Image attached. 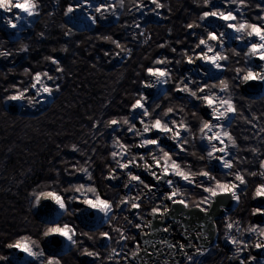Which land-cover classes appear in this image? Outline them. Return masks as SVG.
Masks as SVG:
<instances>
[{"label":"trees","instance_id":"obj_1","mask_svg":"<svg viewBox=\"0 0 264 264\" xmlns=\"http://www.w3.org/2000/svg\"><path fill=\"white\" fill-rule=\"evenodd\" d=\"M53 1L39 0V15L20 31L19 37L8 41L0 32V51L11 53L0 57V257H5L6 246L20 237L28 236L39 243L45 224L35 218L31 204L34 195L40 191L55 190L70 197L76 194L72 185L90 182L102 196L114 201L120 199L122 194L119 189L108 186L104 179L110 170L109 153L113 150V137L131 145L132 153H135L133 144L138 139L127 132V125L107 127L106 121L128 115L130 104L141 92L144 68L154 66L153 61L157 58H167L170 63L166 66L179 78L186 74L198 79L193 73H182L178 69L180 63L176 61L182 62L184 51L192 54L191 49L197 40L205 35V27L216 28L213 23L207 26L201 24L191 32L186 27L188 23H198L199 14L204 10L203 0H160L163 4L160 9H155L149 0H143L144 7L140 10L135 7L140 0H123V7L116 9L118 21L115 25L96 24L80 30L71 29L63 20L66 0H56L55 4ZM212 2L219 8L224 7L223 0ZM257 3L264 5L262 0H248V7L244 9L245 18L251 22H259L256 21L260 14ZM69 30L71 34L65 35ZM104 36L118 41L126 51L121 52L111 40H104ZM161 44L164 47H160ZM22 46H26L27 51H19ZM172 48L177 51L173 52ZM231 48L228 44L225 48V54L230 59L224 78L230 81V91L238 112L228 129L237 147L229 151L230 156L236 157L233 170H241L247 180L246 185L240 186L241 199L232 215L241 217L235 219L242 229L248 222L249 196L256 183V175L249 173H257L259 161L264 159V97L251 100L242 96L239 80L232 78L237 75L236 67H245V58L242 53L232 56ZM235 48L239 51L242 47ZM127 50H131L130 54ZM105 52L109 54L105 55ZM48 56L60 62L62 72H55L56 66L45 59ZM25 68L30 72L26 74ZM35 71H49L57 77L55 83L60 90L51 96L38 98L41 102L34 106H29L26 101L20 102L22 108L19 114H10L5 107L10 101H5L4 97L14 90L13 85L27 86L31 73ZM173 88L174 84H167L165 89L169 90V95H162L154 102L148 101L149 107L160 104L156 112L163 118V108L174 106L175 118L183 117L196 135L202 118L197 102L184 94L177 96L171 91ZM181 106L183 112L179 111ZM193 112L197 113L195 120ZM93 123L97 124L96 128L92 127ZM184 135L189 141H194L189 134ZM252 148L257 149L256 153L251 151ZM188 151L176 152L177 161L186 162L193 171L207 166L204 159L199 158L202 156L200 148H188ZM73 165L87 167L92 173V180L87 181ZM223 171L213 173L219 176ZM187 191L190 200L198 198L199 189L188 188ZM141 203L144 207L140 210L147 211L158 201L142 198ZM69 207L71 210L72 201ZM124 211L119 213L124 216ZM140 214L145 215L143 212ZM72 216L71 212L65 213L60 221L76 228V239L80 245L91 242L87 247L94 246L92 249L99 253L94 264H108V247H99L90 238L84 239L82 233L88 232L81 230ZM123 216L120 215L119 221L125 224L127 220ZM112 224L120 223L113 220ZM124 224L120 228L127 237L123 242V254L128 256L136 248L134 235L137 230ZM216 225L218 242L205 254L202 264H220V257L223 256L221 242L224 225L222 221ZM104 229L114 234L111 245L116 244V239L120 238L118 232L113 231L109 224L101 231ZM89 235L92 236V233ZM79 249L81 247L59 257L61 264H82L78 260ZM0 264L10 263L0 259ZM252 264L264 263L255 259Z\"/></svg>","mask_w":264,"mask_h":264},{"label":"snow or ice","instance_id":"obj_2","mask_svg":"<svg viewBox=\"0 0 264 264\" xmlns=\"http://www.w3.org/2000/svg\"><path fill=\"white\" fill-rule=\"evenodd\" d=\"M150 3L155 5V9H160L163 4L160 0H149ZM224 7H217L212 0H203V9L199 14V21L205 22L209 18H215L221 21L223 29L215 28L210 29L205 27L204 36H200L198 43L191 49V55L184 51L183 62L189 65H195L197 62L210 66L217 72L223 73L228 70V61L230 57L225 54V38L228 36V30L234 35L230 38L237 43L242 44L243 47L238 51L235 47L231 48L232 56H239L241 53L245 57V67L242 69L236 67L234 70L236 76L233 80H239L244 84L257 81L264 83V5L257 3L256 8L260 14L256 17V21L251 22L245 18L244 9L248 7V0H223ZM234 6L229 7V6ZM123 7V0H115V3L101 2L92 5L90 0H78L77 3H69L65 8L64 14H74L77 10L83 11L85 8H91L95 15L89 14L88 19L92 24H96L99 19L104 18L107 14L116 15V9ZM137 10L144 7L143 0L135 4ZM154 9V10H155ZM17 12L13 18H5L6 26L10 29L18 27L16 20H20L22 16L29 18L39 15V0H0V12L12 14ZM237 13L239 15H237ZM198 23H188V29L201 27ZM137 27H139L137 25ZM71 30L65 33L70 35ZM196 35V33H192ZM104 40H111L117 49L121 52L126 51L122 45L112 40L109 36H104ZM160 47H164L163 44ZM19 51H27L26 46H22ZM130 54L131 50H127ZM173 52L177 50L172 48ZM109 53L105 52V55ZM11 53L7 50L0 51V57H7ZM119 55V53H116ZM55 65V72L60 73L63 68L60 62L53 56L45 58ZM249 60H255L259 63L253 67L249 66ZM170 61L167 58H157L153 61L154 66H146L144 71L146 78L141 80V85L144 88H154L157 84L167 85L172 81V73L166 66ZM176 63H181L177 60ZM27 74L30 72L28 68L24 69ZM205 78L207 81L204 82ZM55 77L49 71H35L30 75V83L27 86L13 85V91L4 97L5 101L24 102L26 101L29 106H34L41 102L40 97L51 96L55 91L60 90V86L55 83ZM47 81V82H46ZM154 81V82H153ZM230 81L225 78H213L209 73L201 72V79H196L192 76H181L175 81L174 88L171 91L184 94L186 97L193 100L202 102L203 106L208 110V119L201 118L199 121L198 131L200 133L199 139L207 143L205 154L200 156V159L207 157L208 161H217L219 166L224 170L219 176L214 174L207 166L193 171L187 163L177 161L175 159L176 153L167 150L161 146L160 136H167L173 141L175 148L179 153H186L189 144V134L193 140L197 139L195 131L192 126L183 118L176 119V111L174 106H167L163 108V118L156 112V109L161 107L160 104H155V107H149L148 97L143 92L138 93L137 98L129 106L128 115L122 116L119 119L112 118L106 121L107 127H121L127 125V132L131 133L139 140L135 143V147L144 149L143 153H132V146L123 142L119 137H113L112 149L109 153L114 161L106 179H117V170L119 173L127 177V181L123 187L130 190L136 185H142L147 189L148 193H152L155 185L145 183L138 174L130 170L131 167L143 168L149 173L157 184L163 183L167 185V191L163 194V199L155 203L151 208V215L156 218H163L171 211L170 205H179L184 209L194 208L205 215H210V209L217 205L219 198L229 197L232 201L239 203L240 186L246 185L247 180L244 173L239 170H233L235 167L236 157L230 156V148L237 147L236 141L230 131L233 119L235 118L238 108L233 99L230 91ZM31 93H34L32 95ZM161 95L168 96L169 90L165 89ZM180 112L184 111L181 106ZM193 116L197 113L193 112ZM139 117L140 128L134 122L135 117ZM131 117V118H130ZM93 128L97 127L93 123ZM264 131V129H262ZM159 133L160 135H149L151 133ZM76 146L73 145V150ZM251 151L256 153L257 149L252 148ZM193 156L196 153H192ZM87 163V162H85ZM73 168L84 175L87 181L92 180V173L87 167ZM260 175L264 177V159L259 161ZM249 175H256L255 172H250ZM201 179H197V178ZM180 181L184 184L192 185L195 189H199L198 198L190 200L187 198L185 190L181 187ZM74 194L70 197H65L55 190L40 191L34 195L33 206L38 207L41 200H49L55 205V218L50 219L45 225L44 237H60L71 245L77 244L76 228L68 223L61 222L60 217L65 213L70 212L69 202L76 201L84 205L86 210L100 213L103 216L104 223L109 224L116 219V210L120 208H128L139 210L142 206L141 199L143 193H138L135 196H130L127 193L122 195L118 201L110 200L106 196H102L97 187L92 183H79L71 186ZM254 198L264 199V183H257L253 192ZM168 203H164L163 201ZM79 211V209H77ZM252 215H264V208L257 207L252 209ZM139 219V216H138ZM132 223V221H129ZM146 227H151L149 221ZM137 229H141L142 225L136 223L134 225ZM224 227V238L235 249V256L239 257L241 252L249 247V244L239 239L237 236L232 235L233 228L237 232H241V226L238 221H233L226 218ZM169 229L164 228L163 231L167 232ZM120 235V240H126L127 237L121 229L114 228ZM244 232L252 235L254 234L257 239L254 242L256 249H264V226L250 224L247 228L243 229ZM85 236H92L89 233H82ZM99 236L105 240H111V233L109 231H100ZM10 249H16L18 252L23 253L29 258L28 264H61V261L56 255H47L37 241L31 237L24 236L18 238L15 242L7 245ZM173 247V245H169ZM181 252L184 251L185 245H179ZM204 249L197 248V254L203 255ZM84 254L90 257L99 258V253L91 251L87 248L84 249ZM118 255L115 249H112V256ZM132 258L139 256V247L131 253ZM0 259H6L0 257ZM188 261H193L192 255H187ZM249 261H254L255 257L249 256ZM239 264H245L243 259Z\"/></svg>","mask_w":264,"mask_h":264},{"label":"rangeland","instance_id":"obj_3","mask_svg":"<svg viewBox=\"0 0 264 264\" xmlns=\"http://www.w3.org/2000/svg\"><path fill=\"white\" fill-rule=\"evenodd\" d=\"M262 1H264V0H262ZM77 2H78V0H66V6H65V8L67 7V5L69 3L75 4ZM101 2L114 3L113 0H111V1L110 0H90V3L92 5H96V4L101 3ZM52 3L55 4L56 3V0H54ZM64 12H65V9H64ZM89 13L92 14V15H95L94 11L91 8H85L83 11L77 10L74 14H70V15H67V16L65 14H63V20L66 21V23L68 25H74L75 27H90L93 24L88 19ZM22 18H24V19L21 22V24L16 28V30H13V32H12L13 33L11 35L12 38L19 37L20 31L25 28L24 26L29 25L31 23V20H32L33 17L29 18L27 16H24V17L22 16ZM99 21L104 22V23H111L113 21H116L117 22L118 21V15H117V13H116V15L107 14L104 18L99 19ZM209 21H212V23H213L214 22V18H209L205 22L199 21V18H198V23L199 24H204L205 26H207L209 24L208 23ZM215 22H217V24L216 23H213V26L214 27L223 29V24H222L221 21H215ZM188 31L191 32V31H193V29H188ZM233 35L234 34L230 30H228V36L225 38V46L226 47H227L226 41H228L229 43H231L234 46L242 45V44H239L235 40H233V39L230 38ZM197 43H198V40H197ZM189 55H191V54H189ZM178 69L182 73L189 72V73H193L195 75H198L197 76L198 79H201V72L209 73L213 78H216L220 74V72L215 71L210 66L203 65V64H201L199 62H197V64H195V65H189L186 62H183V59H182V62L179 64ZM171 73H172V81L170 82V84L171 85L172 84L175 85V81L177 79H179V75L178 74H175L173 72H171ZM185 75L186 74H183L182 76H185ZM221 78H224V74H223V76ZM165 87H166V85H160L157 88V93H155V94L157 95L158 93H161L163 91V88H165ZM142 92L145 94V91H142ZM43 97H45V96H43ZM195 102H197V106L200 109V115H201V117L202 118H205L202 115V111H203V109H205V107L203 106L202 102L197 101V100H195ZM193 118L195 120V117L194 116H193ZM205 119H207V118H205ZM140 127L138 126V128H140ZM149 135H160V134L153 132V133H151ZM199 135H200V133L198 131L196 133L197 139H195L193 142L189 141V144L186 147L187 148H200L201 154L204 155L205 154V151L207 149V143L205 141L200 140L198 138ZM137 139L139 140L138 137H137ZM138 140H136L134 142V144H133V150L135 149L134 152H136V153H143L145 151L144 149H140V148L135 147V143H137ZM160 143H161V146L165 147L167 150H169V151H171L173 153L179 152L178 149L175 148V145H174L173 141L170 140L167 136H160ZM176 156H177V154L175 155V159H177ZM204 161H205V163H206V165L208 167L211 166L212 168L214 167V163H218L217 161H208L206 156L204 158ZM109 163H110V167L111 168L114 167V161H113V159L111 158L110 155H109ZM130 170L132 172L138 174L139 176H141V178L144 180L145 183H148V184H151V185H155L154 180L153 179L152 180H149V178H151V176L143 168H137V167H134L133 166V167L130 168ZM106 177H105V179H106ZM197 179H201V178L198 177ZM126 181H127V177L125 175L119 173V170H117V179H115V180H108V179H106V183H108L109 185H112L114 187H118V189H119V191L121 192L122 195H124L125 193H127L130 196H135L138 193H141L142 192L143 193L142 196H145L147 198L153 196L154 198L159 199V200H162L163 199V194L165 192H160L161 190H159L156 187L157 185H155V188H154V190H153L152 193H148L147 189H144L142 185H136L135 187H132L130 190L125 189L123 187V184ZM179 183H180L181 187L187 193L188 191H187V189L185 187V185H187V184H184L182 181H180ZM257 183H264V177H262L260 175V169L259 168H258V172L256 173V183H255V186H256ZM190 186H192V185H190ZM255 186L253 187L252 193H250V196H249V201L252 202V205L253 206L250 207V210H249L248 222L243 225V228H242V231L241 232H237L236 229L233 228L232 233H231L232 235L237 236L239 239L245 240L249 244V247L247 249H245L244 251H242L239 257H236L235 254H234L235 253L234 247L226 241V239L224 238V235H223V239H222V242H221L222 247H223V253H222L223 256L220 257V259H221L220 260V264H239V262H240L241 259H243L245 261V263L252 264V261H249L248 260V257L249 256L255 257V259L258 258L259 261H261L262 263H264V249L263 250H260V249H256L254 247V242L256 241L257 237L254 234L250 235L247 232H244L243 231V229L247 228L250 224L259 225V223H262L263 224L262 226H264V215H252V209L253 208H257V207L264 208V201L261 202V203H259L258 206H256V203H257L256 200H257V198H254L253 197V192H254ZM163 202L166 203L165 201H163ZM76 203H77L76 201H72V204H76ZM234 204H237V202L236 201H232V205H234ZM143 207H144V205L141 206V208H143ZM31 209H32L33 212L36 213L37 207L33 206V202L31 204ZM77 209H79V211H77ZM130 209L131 208L129 206L128 208H123L122 207V208L116 210V212H115V214H116L115 221L117 222V220H118V223H120V224H112L111 226L113 227V229L114 228L120 229L122 227V225L124 224V222H120L119 220H120V215L123 216V214H121L119 212H122V211L125 210L124 211L125 212L124 216L126 218L124 216L123 217L127 220V223H125L124 226H128V225L131 226L132 225V228H133L136 223H140L142 225V228L141 229H137V231H136V233L134 235L135 236V243H136L137 238L141 234V231H143L144 228H145V225H147L146 222L148 220H150L151 210L145 211L144 209H141V210L139 209V210H137L135 212L133 211L131 213L130 212ZM54 210H55V208H54ZM54 210L52 212H49V213H46V214L41 215V218L44 219V221H46V222H48L50 219L55 218L56 212ZM70 212H71L72 215H74V216H72L73 219L75 217L77 219H80L79 218V215L82 212L81 206H79V205L76 206L75 205L74 208L70 210ZM142 212H143V214H146L145 217L140 214ZM233 212H234V210L231 211V214H230V219L231 220L238 221L235 218L241 219V217H239V216H237V217L236 216H233L232 215ZM81 214H83V213H81ZM63 216L64 215H62L60 219H62ZM138 216H139V219H138ZM226 218H228V215H226L223 218L224 219V224H225ZM129 221H132V223H129ZM103 223H104L103 216H102V214L98 213V217H97L96 220L90 221L89 223L86 222L84 225L87 226V227H89V228H97V227H95V225H98V227H100ZM106 224L107 223H105V225ZM259 226H261V225H259ZM224 229H225V227H224ZM100 231H101V229H99V230L95 231L94 233H92V238H91L90 241H95L96 244H98L99 246L102 245V244H106V247H109L110 248L109 252L107 253V256L108 257L111 255L112 249H115L116 250V253L118 254V255L112 256V259H110V260L107 259L106 262H108V264H133L130 261V259H132L131 253L127 257H124V254H123L124 249L120 246L124 242V240L121 241L120 238H117L116 239V244L113 243V245H111L112 244V238H111L110 241L101 238L99 236ZM102 231H106V229H104ZM225 231H226V229L224 230V232ZM111 237H114V234L111 235ZM88 238H89V236H85L84 235V239H88ZM39 243H40V241H39ZM68 244L69 243L66 241L65 247H64V249L62 251L66 250ZM90 244H91V242H88L86 244H81L80 245V243H78V241H77V244L76 245L69 244V247L72 248L71 250H74L77 247H81V250L80 249L78 250V251H80L79 254H78V260H79V262L83 260L84 262L88 263L89 261H92V259H96V258L85 255L84 254V249L87 248V249H89L91 251H96L97 252V250L92 249V247H94V246L89 247V248L87 247ZM137 246L138 245H136V248L133 251H135L137 249ZM209 250L205 251L204 254L203 255H200L197 259H195V256H194V259L191 262L188 261V259L186 258V261L183 264H198L199 261H197V260L198 259H203V257L205 256V254ZM13 256H14V253L8 252L6 254L5 258H7V259L10 260V259H13ZM46 257L47 256L45 255V258ZM124 259H125V262H124ZM28 261H29V258L26 257V260L24 262H22V263L25 264Z\"/></svg>","mask_w":264,"mask_h":264},{"label":"water","instance_id":"obj_4","mask_svg":"<svg viewBox=\"0 0 264 264\" xmlns=\"http://www.w3.org/2000/svg\"><path fill=\"white\" fill-rule=\"evenodd\" d=\"M0 31L5 39L10 40L13 34L10 31L4 30L0 25ZM259 62L250 60V64L255 67ZM145 94L151 100L156 98L153 89L143 87ZM241 90L245 97L250 99H259L264 96V83L257 81L244 84L241 82ZM22 105L19 102H10L6 109L12 115L19 114ZM218 164L216 163V167ZM217 170V168H216ZM165 191V189H164ZM262 201V199L260 198ZM171 211L165 215L162 221L155 220L151 222L150 234L138 240L140 243L139 256L134 258L135 264H179L187 255H196L197 248L207 249L215 244L216 232L215 222L222 218L226 211L232 210L229 197L219 198L217 205L210 209V215H205L194 208L184 209L179 205H171ZM54 204L49 200H41L37 208L35 217L38 221L47 223L41 218V215L52 212ZM98 217L97 213L88 210V214L78 220L81 227L85 230H95L97 228H89L84 224L87 221H94ZM168 228L167 232L163 231ZM42 247L49 255L64 254L66 250V241L60 237H44L42 236ZM185 245L183 252L180 251L179 245ZM173 245V247H169ZM14 253L12 264H23L26 257L23 253L16 249L6 248V253Z\"/></svg>","mask_w":264,"mask_h":264},{"label":"bare ground","instance_id":"obj_5","mask_svg":"<svg viewBox=\"0 0 264 264\" xmlns=\"http://www.w3.org/2000/svg\"><path fill=\"white\" fill-rule=\"evenodd\" d=\"M15 15H17V12L14 11V13L12 14H6V13H3V12H0V22L2 23V26L5 30L7 31H11V30H16V29H10L6 26V23H5V18H13ZM24 17V16H23ZM24 18H21L20 20H16L15 22L17 23V25L19 26L21 24V22L23 21ZM154 82V81H153ZM160 86V84H157L154 88H149V89H153L155 91H157V88ZM148 89V88H146ZM208 115V113H207ZM152 178V177H151ZM155 185H157L156 187L159 189V190H163V189H167V185L166 184H163V183H160V184H157L156 181H154ZM168 190V189H167ZM83 206V205H82ZM55 207V205H54ZM84 207V206H83ZM82 207V211L83 213L86 212L87 210H85L84 208ZM162 220V218L160 219ZM260 250H263V249H260Z\"/></svg>","mask_w":264,"mask_h":264}]
</instances>
